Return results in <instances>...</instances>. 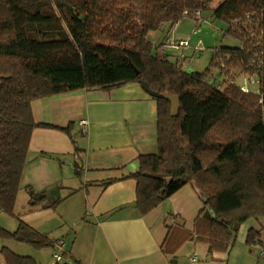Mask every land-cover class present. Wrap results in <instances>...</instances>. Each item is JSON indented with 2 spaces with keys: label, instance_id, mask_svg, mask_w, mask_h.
I'll list each match as a JSON object with an SVG mask.
<instances>
[{
  "label": "trees",
  "instance_id": "1",
  "mask_svg": "<svg viewBox=\"0 0 264 264\" xmlns=\"http://www.w3.org/2000/svg\"><path fill=\"white\" fill-rule=\"evenodd\" d=\"M214 2L0 0V209L17 216L35 127L60 129L74 140L71 124L35 121L33 100L146 81L160 94L178 96L180 111L173 116L170 101L152 97L159 151L139 156V169L121 179H136L141 215L183 186H195L205 204L196 233L208 241L209 256L229 254L241 225L264 217V0ZM207 9L213 14L204 18L224 21V36L234 43L215 47L204 72L188 73L182 60L173 62L164 52L169 36L154 44L148 35L186 17L200 26L194 12ZM218 74L228 80L223 87ZM241 75L255 80L258 88L245 91ZM26 187L32 208H56L64 199ZM0 238L36 249L55 243L23 219L15 230L0 225ZM257 239L258 232L251 230L248 242ZM1 252L6 264H38L34 256L8 246Z\"/></svg>",
  "mask_w": 264,
  "mask_h": 264
},
{
  "label": "crops",
  "instance_id": "2",
  "mask_svg": "<svg viewBox=\"0 0 264 264\" xmlns=\"http://www.w3.org/2000/svg\"><path fill=\"white\" fill-rule=\"evenodd\" d=\"M152 97L141 84L130 82L109 90L83 89L33 100L35 121L71 124L75 142L60 129L34 128L16 214L53 240L63 238L66 264H172V260L175 264H264L260 254L264 217L250 218L241 225L229 254L209 256L208 241L196 233L204 197L191 184L148 214H140L135 204L136 179L121 177L139 169V156L159 151L158 109ZM110 178L118 179L103 184ZM27 185L64 199L56 208H32ZM21 191L26 198L20 203ZM251 230L259 235L254 244L248 242ZM12 241L0 238V264H6L1 252L4 246L41 260L39 250L26 251L18 245L21 242ZM49 249V261L41 264H50L53 248Z\"/></svg>",
  "mask_w": 264,
  "mask_h": 264
},
{
  "label": "rangeland",
  "instance_id": "3",
  "mask_svg": "<svg viewBox=\"0 0 264 264\" xmlns=\"http://www.w3.org/2000/svg\"><path fill=\"white\" fill-rule=\"evenodd\" d=\"M219 1L220 0H215L213 5L217 6ZM203 13H204L203 14L204 17L211 18L213 14V10L207 9ZM210 21H212V23H215L216 28H217V44L215 47L221 46L222 43H225V44L234 43V41L224 36L223 28H225L226 26L224 21L217 19V18L210 19ZM197 24H198L197 21L193 17H186L182 19L180 22H178L172 28H170V26H165L163 29L150 32V34L148 35V38L151 41L155 40L156 42H160L163 40V38L174 34L175 38L179 41L182 38L183 39L188 38L192 34V31ZM215 47L214 48L197 47L196 49L194 46L187 47V48H179V49H172L169 47H164V52L168 55V58L173 62L182 60L184 63L183 67H185V69L192 68L194 69L195 72H204L206 69H208V67L211 64L212 58L215 53ZM241 77L242 78L240 79V82L244 85L246 91H248L250 88H254V89L258 88L259 85L257 84V82H255V80L252 81L253 79L251 80L250 77L245 76V75H241ZM225 81L226 79H223L220 74L217 75V83H219L220 86L223 87L225 84H227L228 80L226 82ZM67 172L68 171L66 170V173ZM75 174H77V172H75ZM25 198H26L25 191H21L20 203L22 202V200L24 201ZM20 219L24 220L25 218L21 214L19 215L17 214V216H13V215L6 213L2 209H0V225L1 226L2 225H9V226L17 225L18 227L20 224ZM2 227L8 229L6 226H2ZM12 242H15V241H12ZM18 245L20 246V248H23L26 251L34 252L36 250L38 252L39 250L40 252H42L41 260H39L38 262L39 264H41V261L42 263H46L47 261H49V255H50L49 247L42 248V249H36L34 246L30 244H26V243H18ZM24 253L31 254L27 252H24Z\"/></svg>",
  "mask_w": 264,
  "mask_h": 264
},
{
  "label": "water",
  "instance_id": "4",
  "mask_svg": "<svg viewBox=\"0 0 264 264\" xmlns=\"http://www.w3.org/2000/svg\"><path fill=\"white\" fill-rule=\"evenodd\" d=\"M216 29L212 25H200L195 28L193 31L190 42L191 45L194 47H199L200 44H202V48H214L216 45ZM157 47L155 46L153 49V55L156 54ZM188 73L194 72V69L189 68L187 69ZM213 82V81H212ZM142 85V88L151 96L153 97H160L163 99H166L171 102L172 104V115L177 116L180 111L181 107V101L178 96L168 94V93H159L155 90H153L150 85L146 81H141L140 83Z\"/></svg>",
  "mask_w": 264,
  "mask_h": 264
},
{
  "label": "built area",
  "instance_id": "5",
  "mask_svg": "<svg viewBox=\"0 0 264 264\" xmlns=\"http://www.w3.org/2000/svg\"><path fill=\"white\" fill-rule=\"evenodd\" d=\"M195 18H198L202 21H206L210 25H216L212 22H209L208 20L210 19H205L203 13L200 10H196L194 12ZM217 29V28H216ZM191 42L190 39H180L179 41L175 38L174 34L170 35L166 41L164 47H169L172 49H179V48H187L191 47ZM193 47V46H192ZM197 48V47H195ZM202 48V47H201ZM243 89L245 90V87L243 86ZM246 91V90H245ZM82 125H86V121L83 120ZM65 240L63 238H60L55 241L53 245V252H52V260L50 264H66L67 263V258H66V245H65ZM262 256H264V247L261 249ZM196 258H194L195 260Z\"/></svg>",
  "mask_w": 264,
  "mask_h": 264
}]
</instances>
